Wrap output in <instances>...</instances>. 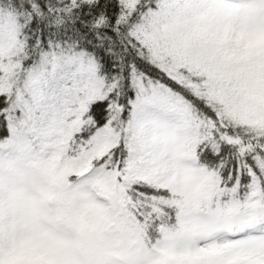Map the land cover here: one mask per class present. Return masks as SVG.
<instances>
[{
  "label": "snow or ice",
  "instance_id": "obj_1",
  "mask_svg": "<svg viewBox=\"0 0 264 264\" xmlns=\"http://www.w3.org/2000/svg\"><path fill=\"white\" fill-rule=\"evenodd\" d=\"M18 177L0 264H264V0H0Z\"/></svg>",
  "mask_w": 264,
  "mask_h": 264
},
{
  "label": "clouds",
  "instance_id": "obj_2",
  "mask_svg": "<svg viewBox=\"0 0 264 264\" xmlns=\"http://www.w3.org/2000/svg\"><path fill=\"white\" fill-rule=\"evenodd\" d=\"M45 198V189L27 177H18L14 182L0 186V210H6L9 205L20 210H31L34 200ZM62 237L74 241L77 233L69 226ZM55 259V257H49V264H55Z\"/></svg>",
  "mask_w": 264,
  "mask_h": 264
}]
</instances>
